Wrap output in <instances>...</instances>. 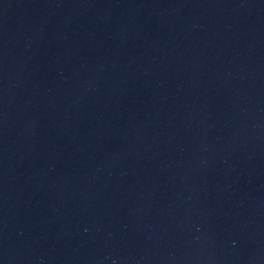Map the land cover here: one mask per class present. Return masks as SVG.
I'll return each instance as SVG.
<instances>
[{
    "label": "water",
    "instance_id": "water-1",
    "mask_svg": "<svg viewBox=\"0 0 264 264\" xmlns=\"http://www.w3.org/2000/svg\"><path fill=\"white\" fill-rule=\"evenodd\" d=\"M0 264H264V0H0Z\"/></svg>",
    "mask_w": 264,
    "mask_h": 264
}]
</instances>
